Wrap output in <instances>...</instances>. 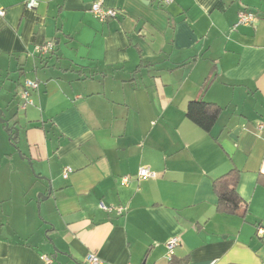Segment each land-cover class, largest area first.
I'll return each mask as SVG.
<instances>
[{
	"label": "crops",
	"instance_id": "0c3cea01",
	"mask_svg": "<svg viewBox=\"0 0 264 264\" xmlns=\"http://www.w3.org/2000/svg\"><path fill=\"white\" fill-rule=\"evenodd\" d=\"M26 1L0 0V87L15 92L0 109L19 128L13 144L0 121V264H264V0H101L118 10L105 21L99 0ZM242 9L256 20L236 26ZM194 99L221 107L210 131ZM233 168L244 216L217 206Z\"/></svg>",
	"mask_w": 264,
	"mask_h": 264
},
{
	"label": "built area",
	"instance_id": "2783aa9c",
	"mask_svg": "<svg viewBox=\"0 0 264 264\" xmlns=\"http://www.w3.org/2000/svg\"><path fill=\"white\" fill-rule=\"evenodd\" d=\"M163 5H169L172 3L174 0H157ZM40 4L39 0H27L25 5L27 8H36ZM92 12L95 14V16L100 19L101 21H105L108 18H114L118 15V10L114 8H109L105 7L103 5V2L101 0L95 1L92 6H91ZM5 10L0 8V15H4ZM256 20V13L253 12L250 9H242L238 13V20L236 23V26L238 25H246L254 22ZM54 49V42L53 41H48L44 45H39L35 48L37 53L40 54H48ZM39 83L36 80H26L25 82V87L21 92V97L25 99L24 106L26 107L28 104L33 103V100L30 98V93L32 89L38 88ZM73 168L71 166H66L63 172V176L65 178H68L69 175L73 172ZM138 176L139 177H154L156 176V172L153 171L150 167H140L138 171ZM129 176H125L123 178L124 182L127 181ZM100 206L103 209H107L108 211H116L117 213H122L124 212L125 208L123 206H118V205H106L105 203L101 202ZM261 233H264V230L260 231ZM182 242L180 236L174 235L172 236L169 241L167 242V249H168V259H172V255L174 253L175 248L180 245ZM45 260L50 263L51 258L45 256ZM86 262L87 264H100L101 259L98 255L95 253H88L86 256ZM210 264H215V261L213 260Z\"/></svg>",
	"mask_w": 264,
	"mask_h": 264
},
{
	"label": "trees",
	"instance_id": "16d2710c",
	"mask_svg": "<svg viewBox=\"0 0 264 264\" xmlns=\"http://www.w3.org/2000/svg\"><path fill=\"white\" fill-rule=\"evenodd\" d=\"M221 107L215 103L203 99L191 100L186 109L187 116L205 131H210L218 119ZM13 131H9L11 137ZM13 144L19 137H12ZM240 178V170L233 168L214 181V189L218 196V209L227 213L246 214L244 200L237 189ZM264 182V174H262Z\"/></svg>",
	"mask_w": 264,
	"mask_h": 264
},
{
	"label": "rangeland",
	"instance_id": "374dc122",
	"mask_svg": "<svg viewBox=\"0 0 264 264\" xmlns=\"http://www.w3.org/2000/svg\"><path fill=\"white\" fill-rule=\"evenodd\" d=\"M0 90H1V92H0V99L2 98V97H4L5 95H7L8 93H13V95H14V93L15 92H11V90H9V89H5V88H1L0 87ZM16 95V94H15ZM14 97H15V100H14ZM21 97V96H20ZM19 96H13V99H12V101H11V103L13 104V106H12V108H16V110H18L19 109V104H20V102H22V99L20 98ZM16 101V106H15V104H14V102ZM2 105H4L5 107H6V105H7V102H5L4 104H2ZM20 110V109H19ZM8 110H6V112H4V114H3V118L4 119H6V120H8L9 122H10V124H12V122H13V118L11 117V115H10V113L9 112H7Z\"/></svg>",
	"mask_w": 264,
	"mask_h": 264
},
{
	"label": "water",
	"instance_id": "95a60500",
	"mask_svg": "<svg viewBox=\"0 0 264 264\" xmlns=\"http://www.w3.org/2000/svg\"><path fill=\"white\" fill-rule=\"evenodd\" d=\"M2 116H3V110L0 109V121H2L3 123L6 124L7 129H8L9 131H14V132H15V133H14V136H12V137H14V139H15V137H18V135H19V128H18L17 126H15V125H11L10 122H9L8 120L4 119ZM233 132H234V134H237V133H238L236 130L233 131ZM12 137H11V141L13 140ZM231 137H233L234 139H236V137L233 136V135H231ZM15 145H16V144H15ZM18 150H19V149H18ZM30 164L32 165V162H31V161H30Z\"/></svg>",
	"mask_w": 264,
	"mask_h": 264
}]
</instances>
